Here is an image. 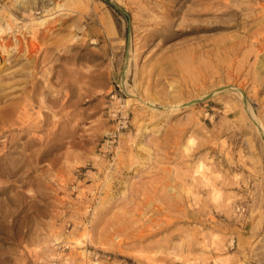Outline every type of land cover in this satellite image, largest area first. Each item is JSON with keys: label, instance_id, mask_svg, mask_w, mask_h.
I'll list each match as a JSON object with an SVG mask.
<instances>
[{"label": "rangeland", "instance_id": "rangeland-1", "mask_svg": "<svg viewBox=\"0 0 264 264\" xmlns=\"http://www.w3.org/2000/svg\"><path fill=\"white\" fill-rule=\"evenodd\" d=\"M31 137L0 264H264V0H0V154Z\"/></svg>", "mask_w": 264, "mask_h": 264}, {"label": "bare ground", "instance_id": "bare-ground-1", "mask_svg": "<svg viewBox=\"0 0 264 264\" xmlns=\"http://www.w3.org/2000/svg\"><path fill=\"white\" fill-rule=\"evenodd\" d=\"M204 2V1H203ZM202 5V4H201ZM200 14V12H199ZM41 23V21H40ZM43 23V22H42ZM170 24V21H166L165 20V23L161 25L160 28H164L168 27V25ZM158 26H160L158 24ZM158 28V27H157ZM22 109H26L25 106L22 108ZM8 124V123H7ZM25 128V127H24ZM27 130V129H25ZM24 130V131H25ZM12 134V133H11ZM25 134V132L23 133ZM35 138V137H34ZM33 137L31 138H28L25 142H24V145L22 146V150H18V147L20 146V144L18 142H16V144H13L11 143L10 146L8 145L7 147V150H5L4 153H1L0 154V165H1V161L2 159H6L7 161L8 160H11V165L9 167V170L7 172H2L0 173L1 175H4V176H10L12 174H15L17 173L18 171H20L24 166L27 167V169L25 170V173L30 175L34 172V170L36 169V167L34 166V161H37L38 162V159H39V156H36L34 151H31L30 153H25V148H27L28 146L32 145L33 143H35V139ZM16 145V146H14ZM48 145V144H47ZM47 150H43V153H45ZM14 154H19V157H12ZM21 160V161H20ZM15 161H20V163H15ZM204 178L205 180L208 181V177H206L204 175ZM209 183V182H208ZM8 184V183H7ZM3 189V187H0V191ZM7 213V212H6ZM10 214V213H9ZM2 220V219H1ZM6 221V220H4ZM3 222V220H2ZM16 234V233H15ZM13 234V235H15ZM16 236V235H15ZM13 240V239H12ZM2 251V250H1ZM4 254V253H3ZM1 260V259H0Z\"/></svg>", "mask_w": 264, "mask_h": 264}]
</instances>
